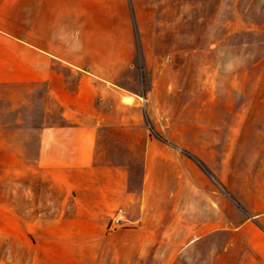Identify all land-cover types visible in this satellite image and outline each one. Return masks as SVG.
Wrapping results in <instances>:
<instances>
[{"label": "crops", "instance_id": "obj_1", "mask_svg": "<svg viewBox=\"0 0 264 264\" xmlns=\"http://www.w3.org/2000/svg\"><path fill=\"white\" fill-rule=\"evenodd\" d=\"M137 54L129 0H0V264H264L259 176L225 182L240 221L206 198L149 132Z\"/></svg>", "mask_w": 264, "mask_h": 264}, {"label": "rangeland", "instance_id": "obj_2", "mask_svg": "<svg viewBox=\"0 0 264 264\" xmlns=\"http://www.w3.org/2000/svg\"><path fill=\"white\" fill-rule=\"evenodd\" d=\"M129 1L139 73L130 82L141 100L148 97L152 138L198 164L206 198L244 219L225 182L256 174L264 185V0Z\"/></svg>", "mask_w": 264, "mask_h": 264}, {"label": "built area", "instance_id": "obj_3", "mask_svg": "<svg viewBox=\"0 0 264 264\" xmlns=\"http://www.w3.org/2000/svg\"><path fill=\"white\" fill-rule=\"evenodd\" d=\"M127 221V211L125 208H119L116 213L112 216L111 224L114 226H119Z\"/></svg>", "mask_w": 264, "mask_h": 264}]
</instances>
